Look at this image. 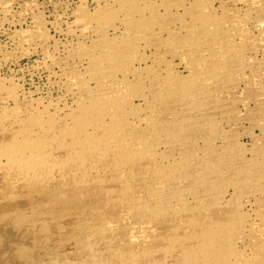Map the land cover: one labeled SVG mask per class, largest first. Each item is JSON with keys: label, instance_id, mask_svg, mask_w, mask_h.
I'll list each match as a JSON object with an SVG mask.
<instances>
[{"label": "rangeland", "instance_id": "374dc122", "mask_svg": "<svg viewBox=\"0 0 264 264\" xmlns=\"http://www.w3.org/2000/svg\"><path fill=\"white\" fill-rule=\"evenodd\" d=\"M263 155L264 0H0V264H264Z\"/></svg>", "mask_w": 264, "mask_h": 264}, {"label": "bare ground", "instance_id": "6f19581e", "mask_svg": "<svg viewBox=\"0 0 264 264\" xmlns=\"http://www.w3.org/2000/svg\"><path fill=\"white\" fill-rule=\"evenodd\" d=\"M208 78V77H207ZM105 108V107H104ZM19 120V119H18ZM195 125V124H194ZM83 135V134H82ZM77 136V135H76ZM110 138V137H109ZM109 138H102V141H103V143H102V146L104 145V146H106L107 145V143H108V140H109ZM75 141V140H74ZM80 142V141H79ZM111 142V141H110ZM109 142V143H110ZM100 144V143H99ZM75 145H76V143L75 142H73L72 144L71 143H69V144H67V145H65V152L67 153V154H70V156L68 155V157L66 158V159H64V161H62L63 163H62V166L63 167H65V166H69V167H71V168H73V169H78V171L80 172V173H82V174H85V172H83V170H84V161L85 160H83L82 158L80 159V154H78L77 152H75V149H74V147H75ZM27 146H29V145H27ZM33 146H34V144H33ZM32 146V147H33ZM73 147V149H71L72 147ZM103 146V147H104ZM110 146V145H109ZM23 148H25V147H23ZM28 148V147H27ZM37 150H38V148H36ZM35 149V150H36ZM20 150V149H19ZM41 149H39V151H40ZM21 151V150H20ZM39 151H38V154H39ZM50 151V150H49ZM60 151V150H59ZM99 151V150H98ZM106 151V150H105ZM34 152V151H33ZM19 153V152H18ZM26 153V152H25ZM41 153V152H40ZM43 153V155L42 154H37V156H34L33 157V159H31V160H29V159H27V160H25V161H20V156H19V158L17 159V156L16 157H14V155L12 156V155H10L9 156V158H8V161L6 162V163H8L7 165L11 168V170H10V172L11 171H13V172H11L12 174L13 173H17V172H22L23 173V175H21L22 177H19V178H17L18 179V181H17V183H16V188L18 189V188H20V189H27V188H31V186L33 187H35L36 185H37V183L39 182V183H41L40 182V180H41V178H44L43 176L45 175L46 176V174H47V177L49 176V174H51L50 173V171L52 172L53 170H56V167H58V163L56 164L57 166H53V165H49L48 164V161H47V159L49 158V156H47L48 154H44V152H42ZM59 154V153H58ZM97 154H98V152H97ZM22 155V154H21ZM24 155V154H23ZM26 155V154H25ZM35 155V154H34ZM47 156V157H45V156ZM27 156H30V153L27 155ZM100 156V155H99ZM264 156V155H263ZM25 158H23V160H24ZM118 160L116 159V162H117ZM5 163V164H6ZM64 164V165H63ZM111 164H112V162H111ZM7 165L6 166H4L3 165V167H7ZM61 165V164H60ZM91 165V164H90ZM108 165V164H107ZM120 165V164H119ZM1 167V166H0ZM107 167V166H106ZM115 167V166H114ZM117 167H119L120 168V166H117ZM70 168V169H71ZM118 168V169H119ZM4 169V168H3ZM7 169V168H6ZM61 169V168H60ZM86 169V168H85ZM1 170H2V168H1ZM62 170V169H61ZM64 170V169H63ZM74 170V171H75ZM3 171V170H2ZM6 171V170H5ZM4 171V172H5ZM59 171V170H58ZM65 172H64V175H68V173H66V170H64ZM71 171H72V169H71ZM77 171V172H78ZM1 172V171H0ZM9 172V173H10ZM20 172V173H21ZM70 172V171H69ZM77 172H75L76 174H77ZM8 173V172H7ZM6 173V174H7ZM58 173V172H57ZM87 173H88V171H87ZM5 174V175H6ZM54 174H55V171H54ZM59 175H60V173H59ZM86 175V174H85ZM84 175V176H85ZM212 175V174H211ZM58 176V175H57ZM65 176V177H66ZM71 176V175H70ZM77 176V175H76ZM78 176H80V175H78ZM9 177V176H8ZM46 177V178H47ZM50 177V176H49ZM55 177H56V174H55ZM63 177V176H62ZM73 177H75V176H73ZM83 177V176H82ZM45 178V179H46ZM85 178V177H84ZM45 179H43L44 181H45ZM49 179H51V178H49ZM48 178H47V180H49ZM66 179V178H65ZM68 179V178H67ZM80 179V178H79ZM88 179V178H87ZM5 180V179H4ZM14 180H15V177H14ZM58 180V179H57ZM61 180H63V178L61 179ZM61 180H59L60 182H61ZM73 180V179H72ZM75 180V179H74ZM122 180V179H121ZM16 181V180H15ZM54 181H55V179H54ZM80 181V180H79ZM86 181V179L84 180V182ZM87 181H89V180H87ZM10 182V181H9ZM37 182V183H36ZM43 182V181H42ZM76 183V185L78 186V188L80 189L81 187H84L83 186V184H85V183ZM91 182H95V181H91ZM90 182V183H91ZM14 184H15V182H13ZM47 183V182H46ZM50 183V182H49ZM59 183V182H58ZM64 184H63V189H61L62 191L64 190V189H66L65 190V193H66V191L67 190H69L70 189V187H74L75 185H73V183L74 182H71V181H69L68 180V182H63ZM74 183V184H75ZM87 183V182H86ZM96 183V185L98 184L97 182H95ZM158 183V182H157ZM10 184V183H9ZM12 184V183H11ZM53 184H54V182H53ZM55 184L57 185V183L55 182ZM161 184V183H160ZM5 185H6V183H5ZM40 185V184H39ZM49 185V184H48ZM60 185V184H59ZM88 185V184H87ZM91 185V184H90ZM100 185V184H99ZM98 185V186H99ZM154 185V184H153ZM158 185V184H157ZM12 186V185H11ZM45 187L43 184L41 185V187ZM77 186H76V188H77ZM89 186V185H88ZM91 186H93V185H91ZM42 187V188H43ZM46 187H47V185H46ZM49 187H52L51 185L49 186ZM100 187V186H99ZM153 187V186H152ZM156 187V186H155ZM12 188V187H11ZM35 188H37V187H35ZM53 188H55V187H53ZM60 188H61V186H60ZM59 187H57L56 189H60ZM77 188V189H78ZM34 189V188H33ZM72 189V188H71ZM87 189V188H86ZM14 190V189H13ZM30 190V189H29ZM37 190V189H36ZM40 190V189H39ZM54 190V189H53ZM73 190V189H72ZM76 190V189H75ZM83 190L85 191V189L83 188ZM20 191V190H19ZM25 191V190H24ZM45 191V190H44ZM46 191H47V189H46ZM77 191V190H76ZM79 191V190H78ZM23 192V191H22ZM32 192V191H31ZM64 192V191H63ZM68 192V191H67ZM81 192V191H80ZM21 193V192H20ZM83 193V192H82ZM124 193V192H123ZM54 194H56V193H54ZM96 195V194H95ZM100 196V195H99ZM55 199H58V196H53ZM61 197V196H60ZM98 197V196H97ZM81 198V197H80ZM87 198V197H86ZM86 198H85V200H86ZM107 198V197H106ZM70 199V198H69ZM133 199H135V198H133ZM137 199V198H136ZM50 200V199H49ZM82 200V199H81ZM84 200V199H83ZM106 200V199H105ZM51 201V200H50ZM91 201V200H90ZM90 201H88V203L90 202ZM54 202V201H53ZM86 202V201H85ZM84 202V203H85ZM94 202H96V201H94ZM93 202V203H94ZM101 202V201H100ZM47 203V202H46ZM83 203V202H82ZM92 204V203H91ZM90 204V205H91ZM54 205V204H53ZM83 205V204H82ZM86 205V204H85ZM84 205V206H85ZM95 205V204H94ZM93 205V206H94ZM102 205V204H101ZM100 205V206H101ZM104 205V204H103ZM178 205V204H177ZM99 206V205H98ZM105 206V205H104ZM103 206V208H105ZM176 206V205H175ZM41 207H42V205H41ZM39 208L38 207V209H42L43 210V208ZM60 207H62V206H60ZM90 207V206H89ZM84 208V207H83ZM88 208V207H87ZM95 208V207H94ZM103 208H98V209H103ZM111 208V207H110ZM46 209H47V207H46ZM67 209V208H66ZM89 209H92V210H94L93 209V207L91 206V208H89ZM88 209V210H89ZM96 209V208H95ZM199 209V208H198ZM39 211V210H38ZM59 211V210H58ZM58 211H55L56 213L58 212ZM189 211V210H188ZM41 212V211H40ZM50 212V211H49ZM86 212V211H85ZM91 211H89V213H90ZM101 212V211H100ZM38 213V212H37ZM87 213V212H86ZM85 213V214H86ZM96 213V212H95ZM94 213V214H95ZM102 213V212H101ZM48 214V213H47ZM53 215V213H50V215ZM84 214V213H83ZM88 214V213H87ZM70 215V214H69ZM74 215V214H73ZM89 215V214H88ZM87 215V216H88ZM100 215V214H99ZM54 216V215H53ZM59 216H61V215H59ZM70 216H72V215H70ZM76 216V215H75ZM41 217H43V216H41ZM40 217V219H42ZM45 217H46V215H45ZM45 217L43 218L44 220H49L50 219V217H52V216H50V217H48L49 219H45ZM62 217V216H61ZM69 217V216H68ZM74 217V216H73ZM78 217V216H77ZM120 217V216H119ZM52 218H56V217H52ZM70 218H72V217H70ZM76 218V217H75ZM79 218V217H78ZM84 218H86V217H84ZM96 218V217H95ZM105 218V217H104ZM103 218V219H104ZM123 218V217H122ZM64 219V218H63ZM87 219V221H84L85 222V224L83 223V222H81L82 223V226L83 225H85L83 228L85 229V227L86 226H88L87 228H88V231H91L92 230V228L90 227L91 226V224L92 223H90L89 221H88V218H86ZM93 220L94 218H89V220ZM102 219V218H101ZM39 220V219H38ZM37 220V221H38ZM59 219H57V221H58ZM62 220V219H61ZM65 220V219H64ZM51 220H49V221H47V223L48 222H50ZM54 221H56V220H54ZM81 221V220H80ZM80 221H79V223H80ZM96 221V220H95ZM40 223H42L41 221H39ZM92 222H94V220L92 221ZM97 222H100L99 224L101 225V220L100 221H97ZM106 222V221H105ZM108 222V221H107ZM140 221H138V223H139ZM145 222H146V220H145ZM234 222V221H233ZM53 223V222H52ZM62 223V222H61ZM94 223H96V222H94ZM137 223V224H138ZM48 224H50V223H48ZM88 224H90V225H88ZM136 224V223H135ZM135 224H134V226H135ZM141 224V223H140ZM145 224V223H144ZM148 224V223H147ZM192 224V223H191ZM214 224V223H213ZM44 225H45V223H44ZM44 225H42V226H44ZM95 225H97V223L96 224H94V226ZM102 225H103V223H102ZM129 225H131V224H129ZM227 225V224H226ZM230 225V224H229ZM232 225V224H231ZM41 226V225H40ZM76 226V225H75ZM146 226V225H145ZM220 226H222V225H220ZM92 227H93V225H92ZM96 228H97V226H95ZM117 227V226H116ZM144 227V226H143ZM142 227V228H143ZM179 227V226H178ZM188 227V226H187ZM216 227V226H215ZM226 227V226H225ZM228 227V226H227ZM64 228V227H63ZM89 228H91L90 230H89ZM105 228V229H104ZM127 228V227H126ZM132 228V227H131ZM130 227H129V229H131ZM140 228V227H139ZM189 228V227H188ZM187 228V229H188ZM74 229V228H73ZM100 229H101V226H100ZM112 229H113V227H112ZM128 229V228H127ZM192 229V228H191ZM98 230V233L97 232H95L96 231V229L94 230L93 229V231L90 233V232H88L87 234H86V232H85V235L83 236V238H81L80 240L78 239V237H77V239L75 238H73L74 240H76L75 242H77L78 240H79V242L81 241V245L83 244L82 242H84V244H83V247L85 248V250H88V252H92L93 251V249L92 248H94L95 246H98L97 244H99L100 245V243H101V240L99 241V238H100V236H102V235H104L105 233H106V235H107V232H108V230L106 229V226H104L103 228H102V231H100V232H102V234L99 232V229H97ZM185 230V229H184ZM227 230V229H226ZM80 231V230H79ZM133 231V230H132ZM137 230H135L134 232H136ZM192 231V230H191ZM225 232V231H224ZM223 232V233H224ZM78 233V232H77ZM82 232L80 231V233L79 234H81ZM127 233V232H126ZM131 233V232H130ZM133 233V232H132ZM131 233V234H132ZM76 234V233H75ZM130 234V235H131ZM50 235V234H49ZM83 235V234H82ZM128 235V236H127ZM132 235H134V234H132ZM131 235V236H132ZM135 235H137V234H135ZM213 235H214V232H213ZM225 235V234H224ZM81 236V235H80ZM207 236V235H206ZM212 236V235H211ZM215 236V235H214ZM221 236V235H220ZM219 236V237H220ZM57 237L59 238L60 236H58L57 235ZM130 238V236H129V234H126V238ZM133 237V236H132ZM132 237H131V239H132ZM56 238V237H55ZM107 238V237H106ZM134 238V237H133ZM208 238V237H207ZM213 238V237H212ZM102 239H103V236H102ZM108 239V238H107ZM107 239H105V240H107ZM135 239V238H134ZM136 239H138V238H136ZM144 239V238H143ZM210 239H211V237H210ZM41 240V239H40ZM53 240V239H52ZM64 240V239H63ZM105 240L103 239L102 240V244L105 242ZM133 240V239H132ZM132 240H130V241H132ZM209 240V239H208ZM207 239H206V241H208ZM213 240V242H214V239H212ZM43 241V240H42ZM59 241V240H58ZM72 241V240H71ZM98 241L100 242V243H98ZM104 241V242H103ZM109 241V240H108ZM129 241V239L127 240V242ZM129 241V242H130ZM143 241V240H142ZM193 241V240H192ZM191 241V242H192ZM48 242V241H47ZM56 242V241H55ZM61 242V241H60ZM73 242V241H72ZM79 242H77V243H79ZM138 242V241H137ZM136 242V243H137ZM145 242V241H144ZM210 242V241H209ZM109 243H110V241H109ZM141 243V242H140ZM143 243V242H142ZM147 243V242H146ZM195 243V242H194ZM52 244H54V242L52 243ZM56 244V243H55ZM54 244V245H55ZM73 244V243H72ZM80 244V243H79ZM131 244V243H130ZM145 244V243H144ZM208 244V243H207ZM211 244V243H210ZM213 244H215V242L213 243ZM49 245H51V244H49ZM58 245V244H57ZM128 245V244H127ZM137 244H135V246H136ZM140 245V244H139ZM175 245V244H174ZM63 247H64V245H62ZM61 246V247H62ZM78 246H80V245H78ZM102 246V245H101ZM106 246V245H105ZM118 246H120V245H118ZM122 246H124V243H123V245ZM134 246V245H133ZM129 247H131V246H129ZM214 247V246H213ZM59 248V247H58ZM82 247L80 246V249H81ZM107 248H108V246H107ZM125 248V247H124ZM178 248V247H177ZM208 248H209V246H208ZM59 249H61V248H59ZM119 249V248H118ZM123 249V248H122ZM170 249H171V247H170ZM205 249L206 248H204V249H202V250H204L203 251V254L201 253L200 255H202V258H200V259H197V260H193V258H191L193 261H190L189 260V262H187V263H185V264H198V263H201V264H203V262H205L206 261V258H207V256H209L208 255V253H207V251H205ZM84 250V249H83ZM107 250V249H106ZM109 250L112 252H114V250H113V246H111L110 248H109ZM108 250V251H109ZM116 250V249H115ZM201 250V251H202ZM208 250V249H207ZM209 251H210V248H209ZM217 251V250H216ZM86 252V251H85ZM84 252V253H85ZM111 252H110V255H111ZM129 252V251H128ZM212 251H210V253H211ZM218 252H219V250H218ZM53 253V252H52ZM115 254H116V252H114ZM204 253H206V254H204ZM57 254H59L60 255V253H59V251H57ZM83 254V253H82ZM87 254V253H86ZM93 254V253H92ZM120 254V253H119ZM136 253H134V255H135ZM218 254V253H217ZM53 255H54V253H53ZM56 255V254H55ZM62 255V254H61ZM137 255V254H136ZM151 255V254H150ZM81 256V255H80ZM89 256V255H88ZM95 256H98V258H96ZM52 256L50 255V261H48L49 260V256L47 257L48 259H47V261H43V259L40 261L39 259H34V260H32V264H69V262L67 263V261H66V259L65 260H62V259H64L62 256H59V258L61 257V259H60V261L61 262H58V261H56V258L55 259H53V257L51 258ZM55 257H58V256H55ZM87 257V256H86ZM71 258V257H70ZM88 258V257H87ZM100 257H99V254L98 255H94L93 257L91 256V259L89 260V261H87L88 262V264H100L99 262H101V261H103V260H100V261H98V259H99ZM126 258V257H125ZM134 258V257H133ZM144 258V257H143ZM69 259V258H68ZM67 259V260H68ZM77 259V258H76ZM78 259H80V258H78ZM81 259H83V257L81 256ZM195 259V258H194ZM36 260V261H35ZM84 260V259H83ZM97 260V261H96ZM63 261V262H62ZM75 261V260H74ZM77 261V260H76ZM76 261H75V264H79V262H77L76 263ZM73 262V261H72ZM71 262V263H72ZM82 262V261H81ZM128 262V261H127ZM85 263V262H84ZM103 263V262H102ZM83 264V263H82ZM103 264H106V263H103ZM205 264V263H204ZM254 264V263H253Z\"/></svg>", "mask_w": 264, "mask_h": 264}]
</instances>
